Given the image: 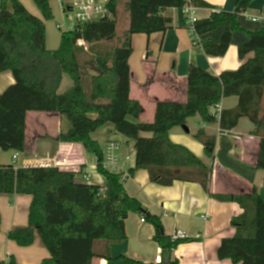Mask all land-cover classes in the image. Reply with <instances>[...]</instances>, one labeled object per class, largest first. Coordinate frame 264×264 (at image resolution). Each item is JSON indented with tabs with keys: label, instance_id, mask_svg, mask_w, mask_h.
Wrapping results in <instances>:
<instances>
[{
	"label": "trees",
	"instance_id": "16d2710c",
	"mask_svg": "<svg viewBox=\"0 0 264 264\" xmlns=\"http://www.w3.org/2000/svg\"><path fill=\"white\" fill-rule=\"evenodd\" d=\"M33 1L43 19L31 14L20 0H0V73L10 71L15 79L0 93V151L24 152L28 112L57 113L69 123L57 141L81 144L96 158L105 184L85 182L81 173L58 167L1 165L0 194L32 196L28 226L10 231L8 238L27 247L38 236L51 255L42 264H92L95 257L113 260L109 244L126 240L125 221L130 213H137L155 228L153 240L161 248L158 264H179L175 250L195 239L172 240L160 218L127 194L121 176L101 166L103 147L91 134L111 123L116 134L135 142V167L130 175L146 170L151 182L164 187L177 181L198 183L215 200L240 206L242 213L231 219L234 236L223 239L218 249L220 260L264 264V199L257 188L242 187L236 194L210 193L213 164L172 142L169 135L174 127H187L188 119L195 116L207 124L218 122L224 131L248 118L255 127L253 134L260 138L256 167L264 170V28L246 32L249 39L238 49L242 64L237 70L215 76L190 64L186 101H157L153 121L145 122L139 121L143 105L130 97L132 38L164 34L173 24L166 10L182 9L188 0H126L129 27L117 45L110 42L117 36L119 0H112L114 19L75 24L62 34L59 48L53 51L46 45L45 25L54 18L51 0ZM254 1L238 0L233 11L214 12L195 23L200 36L227 25L219 43L206 40L200 44L206 55L227 54L234 32L244 31L239 16ZM80 39L87 48L77 45ZM64 75L72 79L73 86L61 94ZM232 96L238 98L236 108L211 111ZM196 138L213 161L216 138L204 130ZM122 259L126 264H144ZM0 264L17 262L10 257Z\"/></svg>",
	"mask_w": 264,
	"mask_h": 264
},
{
	"label": "crops",
	"instance_id": "0c3cea01",
	"mask_svg": "<svg viewBox=\"0 0 264 264\" xmlns=\"http://www.w3.org/2000/svg\"><path fill=\"white\" fill-rule=\"evenodd\" d=\"M198 9V21L208 18L214 12L233 11L238 0H190ZM34 16L43 15L33 0H20ZM53 20L45 21L46 45L48 50H56L61 43L62 32L54 28L53 22L62 18L64 11L59 0H51ZM122 9L126 10V0H119L117 21ZM8 8L11 10L10 4ZM124 13V12H123ZM128 18L129 14L127 12ZM166 15L173 24L164 34L150 36L135 35L132 38L133 53L129 59L131 70L130 97L138 100L144 107L139 121L152 122L157 101H186V83L190 64L219 76L225 71L237 70L242 61L238 49L249 37L246 32L264 28V0H255L248 10L238 18L244 31H236L227 54L212 57L201 48L203 41H221L227 28L223 25L206 35H198L194 40L192 29L187 23L181 8L167 9ZM62 28L64 24L57 23ZM110 44H118L112 41ZM15 83L10 71L0 73V93ZM73 86V81L64 75L59 93L64 94ZM238 105L235 96L222 99L220 110L233 109ZM211 111H215L212 108ZM131 121L137 122L134 118ZM68 122L60 114L47 112H28L26 116V146L24 152L15 150L0 151V166L13 164L17 168L40 166L63 159L77 160L81 163V177L97 172V160L81 144L61 143L59 134L66 131ZM254 125L248 118H241L236 128L224 131L219 123H205L200 116L189 118L186 129L181 126L170 130L172 142L183 145L207 164H213L209 190L213 194L238 193L242 187L255 186L264 199V170L256 167L260 138L253 134ZM199 130L216 138L214 160L210 161L205 148L196 138ZM93 141L104 147L106 141L117 140L122 143V156L127 159L129 169L135 167V142L116 134L113 124L108 123L91 134ZM17 156V158H15ZM41 159V160H40ZM43 159L47 162H42ZM96 184L104 185L105 178L97 173ZM130 197L136 198L151 214L160 218L164 231L171 236L182 231L191 242L182 243L174 254L179 264H233L232 261L218 258V249L223 239L233 237L235 228L231 219L242 213L240 206L232 202H220L198 183L175 182L164 187L150 181L146 170L135 171L124 183ZM30 195L0 194V262L14 257L17 264H42L50 258V252L36 236L33 244L19 246L8 238V233L29 224ZM127 238L123 242L109 244L113 260L95 257L92 264H126L122 257L144 264H158L161 261V248L153 240L154 226L142 221V216L130 213L125 221ZM99 246V245H98ZM105 248V247H104Z\"/></svg>",
	"mask_w": 264,
	"mask_h": 264
},
{
	"label": "built area",
	"instance_id": "2783aa9c",
	"mask_svg": "<svg viewBox=\"0 0 264 264\" xmlns=\"http://www.w3.org/2000/svg\"><path fill=\"white\" fill-rule=\"evenodd\" d=\"M111 1L112 0H59L64 13L74 14L76 24L98 22L104 19H114L115 15L111 10ZM182 11L183 14L186 16L187 23L192 29L194 40L198 39V34L196 33L194 26L195 23L198 21V9L192 5L190 0H188L186 5L182 8ZM260 19L264 21V17H260ZM74 26H65V32L73 30ZM58 28L60 30L63 29L60 25H58ZM77 45L80 47L87 48L86 42L82 39L78 40ZM214 109L219 113L221 111L220 103L219 105L215 106ZM217 117L219 118V115ZM121 149L122 143L120 141H106L103 147V160L101 162V166L105 171L120 175L122 181L126 182V180L131 175L127 159L123 158ZM15 158H17V156H15ZM40 166L58 167L60 170L64 171L80 172L81 163L77 160L63 159L60 161L45 163L44 165ZM97 173L100 174L98 172V169L96 173L85 174L83 176V180L85 182L96 184L95 182L98 176ZM142 221H145L143 217ZM171 238L174 241L191 239L186 233L182 231H176Z\"/></svg>",
	"mask_w": 264,
	"mask_h": 264
},
{
	"label": "rangeland",
	"instance_id": "374dc122",
	"mask_svg": "<svg viewBox=\"0 0 264 264\" xmlns=\"http://www.w3.org/2000/svg\"><path fill=\"white\" fill-rule=\"evenodd\" d=\"M121 10H122L121 11V16H120V18H119V20L117 22V36H116L115 41H118L119 39H121L122 36L124 35L125 31L129 27V18H128L127 12H125L122 9V6H121ZM62 15H63L62 18H58L57 19L58 20L57 23L64 24L66 27H68V26L73 27L76 24L75 16H74L73 13H64V14L62 13ZM52 22H53V25H54L55 30L61 31L62 34L65 32V30H64L65 28H63L62 30H60L58 28L57 23L55 21H52ZM66 123L69 126V123L68 122H66ZM42 162H47V161H45V159H43Z\"/></svg>",
	"mask_w": 264,
	"mask_h": 264
},
{
	"label": "water",
	"instance_id": "95a60500",
	"mask_svg": "<svg viewBox=\"0 0 264 264\" xmlns=\"http://www.w3.org/2000/svg\"><path fill=\"white\" fill-rule=\"evenodd\" d=\"M186 129V127H184Z\"/></svg>",
	"mask_w": 264,
	"mask_h": 264
}]
</instances>
